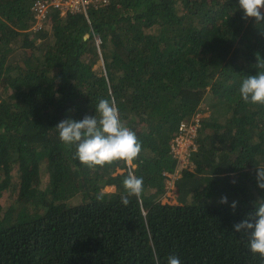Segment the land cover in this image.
<instances>
[{"label":"trees","instance_id":"trees-1","mask_svg":"<svg viewBox=\"0 0 264 264\" xmlns=\"http://www.w3.org/2000/svg\"><path fill=\"white\" fill-rule=\"evenodd\" d=\"M33 2L0 0V264H261L233 225L264 199V105L238 91L264 58V22L238 0H113L35 28ZM100 99L141 142L131 165L89 169L59 139ZM196 115L180 166L171 139ZM129 172L143 192L124 206ZM168 173L175 202L161 200Z\"/></svg>","mask_w":264,"mask_h":264},{"label":"clouds","instance_id":"clouds-1","mask_svg":"<svg viewBox=\"0 0 264 264\" xmlns=\"http://www.w3.org/2000/svg\"><path fill=\"white\" fill-rule=\"evenodd\" d=\"M238 5L243 12L242 19L252 18L256 24L264 22V0H238ZM255 55L258 71L243 78L238 91L245 103L264 105V58L259 53ZM95 113L79 120L66 118L60 121L55 126L59 139L66 145H75L74 157L89 169L117 161L131 165L138 158L142 145L135 132L122 122L114 101L100 99ZM255 178L257 186L264 189V167H256ZM122 183L125 193L120 196V201L127 206L130 197L141 196L144 181L143 177L129 172ZM220 203H227V198L221 197ZM230 207L235 210L236 202L233 201ZM233 228L247 235L246 247L253 255H258L261 264H264V199L255 201L254 210L234 224ZM156 264H159L158 258ZM167 264H181V261L172 254L167 257Z\"/></svg>","mask_w":264,"mask_h":264},{"label":"built area","instance_id":"built-area-1","mask_svg":"<svg viewBox=\"0 0 264 264\" xmlns=\"http://www.w3.org/2000/svg\"><path fill=\"white\" fill-rule=\"evenodd\" d=\"M111 1L113 0H34L32 6L36 16L34 27H39L52 9L58 10L61 14L82 12L85 16H88L87 11L90 8L104 6ZM99 41V37H96V42L98 43ZM199 125V115L194 116L191 120H182L171 139L170 149L180 166L188 165V155L190 150L195 148L194 138Z\"/></svg>","mask_w":264,"mask_h":264},{"label":"rangeland","instance_id":"rangeland-1","mask_svg":"<svg viewBox=\"0 0 264 264\" xmlns=\"http://www.w3.org/2000/svg\"><path fill=\"white\" fill-rule=\"evenodd\" d=\"M100 54H101V51H100ZM100 63L102 65V59L100 58ZM208 113V111H206L205 113H202V115H206ZM199 115L201 116V114L199 113ZM182 164H185V163H182ZM188 166H191V162H188ZM167 175H169V178L166 179V190H165V193L161 196V200L162 201H172V202H175V193L173 191V179L176 175V173H168ZM44 183V182H43ZM105 190H112L113 189V186H105L104 187ZM8 193L4 190L2 192V203H4V205L7 203L8 201Z\"/></svg>","mask_w":264,"mask_h":264}]
</instances>
